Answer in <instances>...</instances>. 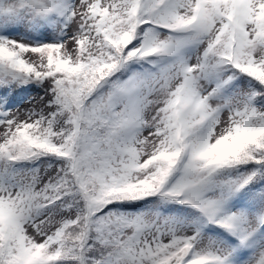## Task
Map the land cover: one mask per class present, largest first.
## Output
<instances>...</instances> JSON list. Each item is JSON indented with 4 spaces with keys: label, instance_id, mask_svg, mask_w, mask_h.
<instances>
[{
    "label": "snow or ice",
    "instance_id": "snow-or-ice-1",
    "mask_svg": "<svg viewBox=\"0 0 264 264\" xmlns=\"http://www.w3.org/2000/svg\"><path fill=\"white\" fill-rule=\"evenodd\" d=\"M0 264H264V0H0Z\"/></svg>",
    "mask_w": 264,
    "mask_h": 264
}]
</instances>
